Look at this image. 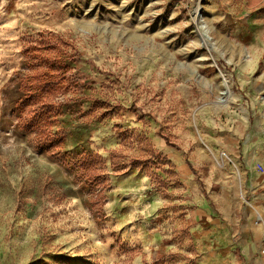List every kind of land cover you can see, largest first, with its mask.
<instances>
[{"label":"rangeland","instance_id":"1","mask_svg":"<svg viewBox=\"0 0 264 264\" xmlns=\"http://www.w3.org/2000/svg\"><path fill=\"white\" fill-rule=\"evenodd\" d=\"M199 1L0 0V264H255L264 241L203 251L179 174L196 194L233 170L240 229L239 177L251 157L264 173V0H202L198 18ZM41 38L68 67L52 148L17 115Z\"/></svg>","mask_w":264,"mask_h":264},{"label":"crops","instance_id":"2","mask_svg":"<svg viewBox=\"0 0 264 264\" xmlns=\"http://www.w3.org/2000/svg\"><path fill=\"white\" fill-rule=\"evenodd\" d=\"M2 93V92H1ZM252 142V141H251ZM251 142H247L246 152L250 153L255 150ZM251 167L248 177H239L240 185L243 184L245 192L251 195L249 207L245 209V220L240 229L235 228L238 224L236 208H232V202L237 198V176L232 170H220V176L208 180L205 187L199 193L194 194L195 184L193 181V173L182 167L180 170V185L184 196L182 197L183 206H197V219L194 221L200 228L198 233L202 240L200 242L203 251L205 249H213L219 257H221L223 245H230L233 238L237 237V245L241 248V252L249 258L259 251L264 241V192H257L264 187V173L257 171L254 157L250 159ZM230 163V162H229ZM230 165V164H229ZM261 165V164H260ZM182 166V163H181ZM262 166V165H261ZM182 178V179H181ZM227 179H229L228 182ZM213 183H218V189L212 188ZM208 184V185H206ZM242 187V186H241ZM243 192V190H242ZM257 192V194H255ZM222 195L231 196L229 212L223 214V209L226 208ZM157 194L153 195L149 200L152 207L158 204L161 200ZM234 199V200H233ZM233 210V212H232ZM262 218H258V217ZM262 250H260L261 252ZM261 254V253H260ZM255 264H264V255L261 254L255 261Z\"/></svg>","mask_w":264,"mask_h":264},{"label":"trees","instance_id":"3","mask_svg":"<svg viewBox=\"0 0 264 264\" xmlns=\"http://www.w3.org/2000/svg\"><path fill=\"white\" fill-rule=\"evenodd\" d=\"M61 51L54 57L52 42L44 38L38 44H28L25 48L28 58L33 61L32 69L24 74L20 82L23 96L17 104V115L24 129L38 130L36 142L41 148L59 147L63 140L52 129L60 111V98L68 89L64 83L67 76L64 70L68 67L59 63ZM82 74L79 69L75 70L76 76ZM100 159V155H91L84 157L83 162L93 164Z\"/></svg>","mask_w":264,"mask_h":264},{"label":"bare ground","instance_id":"4","mask_svg":"<svg viewBox=\"0 0 264 264\" xmlns=\"http://www.w3.org/2000/svg\"><path fill=\"white\" fill-rule=\"evenodd\" d=\"M202 0H200L199 2H198V4L196 5V7H195V15H197L198 16V18L200 17V14H201V11H202ZM204 31V30H203ZM203 31H202V33H203ZM202 35V34H201ZM208 39V38H207ZM223 84L225 85V87H226V91L224 92V94L225 95H227L228 96V98H230L231 96H232V90H231V86H230V83H229V80L228 79H226V78H224V80H223Z\"/></svg>","mask_w":264,"mask_h":264},{"label":"built area","instance_id":"5","mask_svg":"<svg viewBox=\"0 0 264 264\" xmlns=\"http://www.w3.org/2000/svg\"><path fill=\"white\" fill-rule=\"evenodd\" d=\"M259 218H261V217L259 216ZM261 254H263V255H264V249H262V251H261Z\"/></svg>","mask_w":264,"mask_h":264}]
</instances>
